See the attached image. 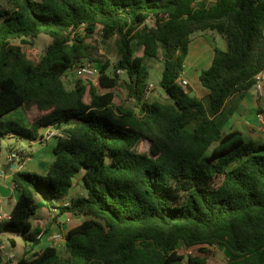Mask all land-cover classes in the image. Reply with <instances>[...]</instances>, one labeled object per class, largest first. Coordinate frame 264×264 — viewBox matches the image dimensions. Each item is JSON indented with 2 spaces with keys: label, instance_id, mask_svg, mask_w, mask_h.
I'll return each instance as SVG.
<instances>
[{
  "label": "trees",
  "instance_id": "16d2710c",
  "mask_svg": "<svg viewBox=\"0 0 264 264\" xmlns=\"http://www.w3.org/2000/svg\"><path fill=\"white\" fill-rule=\"evenodd\" d=\"M8 2L0 8V144L57 131L48 172L12 176L18 199L0 234L18 233L29 246L14 264H208L181 245L221 246L226 264H264V145L224 130L227 102L264 71V0ZM82 27L88 35L101 28L103 42L115 39L113 74L109 60L92 57ZM206 30L224 35L228 49L215 48L199 76L209 93L197 98L180 79L192 35ZM40 34L52 43L35 63L13 41ZM149 58L164 62L160 85L170 102L147 99ZM85 59L99 64L106 92L80 80L67 88L65 75ZM117 88L134 107L115 103ZM26 104L39 113L29 125L2 121ZM17 153L21 161L31 155ZM79 176L87 195L56 204ZM43 207L85 217L65 234L63 252L54 245L34 251L43 231L31 220Z\"/></svg>",
  "mask_w": 264,
  "mask_h": 264
},
{
  "label": "rangeland",
  "instance_id": "374dc122",
  "mask_svg": "<svg viewBox=\"0 0 264 264\" xmlns=\"http://www.w3.org/2000/svg\"><path fill=\"white\" fill-rule=\"evenodd\" d=\"M209 4L212 3L214 0H206ZM9 2L8 0H0V8H9ZM81 34L83 35L84 42L86 45L89 46L90 52L92 57L97 60V62H100V64H103L107 60L110 62V67L108 69L109 74H113L114 71V66L117 62L118 56H117V50L115 47V39L109 40L108 42H103L102 38V31L101 28H98V30L92 34L88 35L84 32V30H81ZM200 34H206V35H216L219 34L216 31H211V30H206L204 32H197L192 35V38L199 36ZM262 35L264 36V25L262 27ZM225 39L226 37L222 35ZM26 42L24 43L21 40H14L13 43L16 45H19L23 48L25 54L27 57L37 63L45 53L46 49L48 46L52 43V38L48 35L45 34H40L37 37L34 38H25ZM133 49L135 52V55L142 56L144 53L143 47L138 45L136 42L133 43ZM211 59V54L209 53V58L208 61ZM207 61V62H208ZM84 62H93L92 60L85 59L83 60ZM97 62H93V64L96 67L97 74L93 77H88L85 79H80L77 77L76 74V67H73L71 70L67 72V74L64 77V82L67 86L68 89H73L75 87V84L78 80L83 82L88 86V90L91 88L95 89L98 92H106V90L102 89L99 84V77H100V68L99 64ZM162 59H154V58H149L146 60V65L149 68L150 76H149V81L155 83L157 85V88L154 89L149 96H147V99L149 102H154V101H161L164 103L170 102L168 96L166 95L165 92H163V89L159 83V78L162 76L159 74V69L162 68L164 70V64H163ZM208 64L203 66L205 68ZM189 68L192 69L191 71H194L191 63L188 64ZM252 92L251 97L255 98V100L258 102V110L256 111V115L258 112H260V108L264 107V96L260 97L259 94L256 92L254 88L250 90ZM248 93V92H247ZM246 93V94H247ZM245 93H239L236 94V97L233 98L232 100H229L228 103L226 104V112H236L238 111L239 114H243L244 117H247L249 115H246V110L243 109V106L240 104V98L239 96L246 97ZM115 103L116 104H123L126 106L134 107L135 102L130 100L127 94V91L122 88H117L115 89ZM250 97V95H249ZM89 98V96H88ZM19 111H13L7 116H5L2 121L3 122H8V121H14L18 123L19 126H27L26 123L27 121L25 120L24 116L18 114ZM230 115V114H229ZM35 116V115H34ZM22 118V119H20ZM264 125V124H263ZM47 128H45L46 130ZM49 129V128H48ZM264 130V126H263ZM52 142H55V140H52ZM24 145L25 147H19L22 148L20 149L21 153L28 154L30 153L28 146H29V141L26 139L22 138H15L12 136H7L2 140V152H0V186H5V178L6 174L2 171L3 165L7 163L8 161V156L9 153L11 155V149L17 147L18 145ZM40 144L36 145V149H41ZM21 165V164H19ZM23 166V165H22ZM30 165L26 164L22 167L23 171H30L29 170ZM79 180L77 181V185H81V176H79ZM85 193L87 195V191L80 186L78 191L76 192L77 195H81ZM85 195V196H86ZM6 199V198H5ZM16 195L14 194L10 198V205H5L3 202L4 198L0 195V209L3 208L4 211L9 212L13 204L15 203ZM37 200H42L41 196L37 195ZM51 213L52 210H51ZM46 234V231L44 235ZM11 235V237H10ZM43 235V237H44ZM10 239L15 240V244L13 245L10 242ZM0 242L4 245V249H0V264H14L17 262L20 258H22L26 252V250L29 249V246L26 244L24 238L22 235L18 233H5V234H0ZM52 243L54 246L58 247L61 252H63L64 249V240L61 241H55L52 240ZM26 244V245H25ZM206 248L208 251L207 253H201L200 248ZM181 252L185 253L186 256H195V257H205L207 258L208 264H226L228 262V252L226 249H224L221 246L214 245V246H194L191 248H186L185 246L181 245L180 246ZM33 254V251L29 253V256Z\"/></svg>",
  "mask_w": 264,
  "mask_h": 264
},
{
  "label": "crops",
  "instance_id": "0c3cea01",
  "mask_svg": "<svg viewBox=\"0 0 264 264\" xmlns=\"http://www.w3.org/2000/svg\"><path fill=\"white\" fill-rule=\"evenodd\" d=\"M215 48H220L224 51L228 49L227 41L221 34H216V35L200 34L199 36L192 38L190 41L189 53L185 61V70L181 79H184L189 83L188 88H190V93L194 97L204 98L209 93L208 90L202 86L199 80V76L203 70H206L211 66L215 56ZM209 53L211 54L210 61H208ZM189 63L192 64V66L190 67L194 68L193 72L191 71L192 69H190L188 66ZM206 64L208 65L205 68H203V66H205ZM162 73L163 70L161 68L159 69V74L162 75ZM161 78L162 76L159 78V83L161 82ZM149 83L154 85L155 87L154 89L157 88V85L155 83L151 81H149ZM247 92H245V94L247 93L246 97L239 96V98H240V104L243 106V109L246 110L247 112L246 115L249 116L244 117L243 114L242 113L239 114L238 111L227 112L228 122L224 130L228 132L232 129H238L243 132L244 138L247 141H251L256 145H264V130H263L264 125L259 121L258 116L256 115V111L258 110V102L255 100V98L251 97L252 94L251 91H247ZM150 94L151 93H148V96ZM235 97L236 95L233 96L230 100H232ZM15 111H19L18 114L24 116L25 120L27 121L26 125H29L30 122L34 121L39 117V113L37 111L36 106L32 104H26ZM225 111H226V107L224 113ZM47 132H48V128L46 130L45 129L41 130V133L43 135H45ZM52 140H55V142H52ZM29 143L30 144L28 146V149L31 152V155H29L23 161H21V158L18 155L17 151H20V149H22L19 148L20 146L21 147L22 146L25 147V146L22 144L18 145L13 149V152L11 150V155L9 153L7 163L3 165L2 171L6 174L5 186L11 188L10 197L6 199L4 198L2 202L5 205L11 204L10 198L14 194L16 195L15 200L17 201L18 199V193L16 192V189L12 182V176L15 171L20 170L24 165L29 164L30 165L29 170L31 172H36L38 174L45 175L48 172L51 164L55 161L54 148L57 143V138L54 137L48 140L44 139L41 141L29 142ZM37 144L42 145L41 149H36ZM0 152H2V142L0 144ZM13 164H16V168L13 166ZM80 186L81 185L75 184L69 193V197L62 200L60 203H56V204L66 203L69 201L70 198L80 196L76 194ZM85 195H86L85 193L81 194V196H85ZM15 203L13 204L9 212L4 211L3 208H1L0 211L10 215V212L13 209ZM51 210L52 209L43 207L38 210L36 215L31 220L34 229L40 228L43 231V233H45L46 231L44 237L40 239L41 241L40 244L34 249V251H40L41 249L46 248L48 246H53L54 244L52 243V236L61 234L64 237L65 234L70 229L78 226L85 220V217L83 216H72L69 214L59 215V212L56 211L55 209H54L55 211L52 210L53 213H51ZM10 242L13 245L15 244V240L13 239H10Z\"/></svg>",
  "mask_w": 264,
  "mask_h": 264
},
{
  "label": "built area",
  "instance_id": "2783aa9c",
  "mask_svg": "<svg viewBox=\"0 0 264 264\" xmlns=\"http://www.w3.org/2000/svg\"><path fill=\"white\" fill-rule=\"evenodd\" d=\"M82 29H83V27L81 28V30ZM75 70H76L77 77L80 79L93 77L97 74L96 67L92 62L81 63V64L76 66ZM119 73L123 74L124 72L119 71ZM180 84L185 88L189 85V83L184 79H180ZM154 88H155L154 85L150 84L149 85V92L154 90ZM254 89L256 90V92L259 94L260 97L264 96V71L260 72L256 76ZM257 116H258L259 121L262 124H264V114L261 112H258ZM56 136H57V131L53 127H50L48 129V132L44 135V138L42 140H44V139L48 140V139H51L54 137L56 138ZM55 210L58 211L57 209H55ZM58 212H56V213H58ZM9 218H10V215L5 214L2 211H0V224L7 221ZM43 235H44V233L42 232L39 235V238H42ZM52 240L61 241V240H64V237L61 234H57V235L52 236ZM0 249H4V245L1 242H0Z\"/></svg>",
  "mask_w": 264,
  "mask_h": 264
},
{
  "label": "water",
  "instance_id": "95a60500",
  "mask_svg": "<svg viewBox=\"0 0 264 264\" xmlns=\"http://www.w3.org/2000/svg\"><path fill=\"white\" fill-rule=\"evenodd\" d=\"M13 166L16 168V164H13ZM0 195L3 198H9L11 195V188L7 186H0Z\"/></svg>",
  "mask_w": 264,
  "mask_h": 264
}]
</instances>
